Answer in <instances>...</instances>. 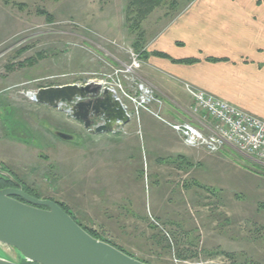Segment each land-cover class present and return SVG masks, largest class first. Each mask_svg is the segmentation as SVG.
I'll return each instance as SVG.
<instances>
[{
  "label": "rangeland",
  "instance_id": "obj_1",
  "mask_svg": "<svg viewBox=\"0 0 264 264\" xmlns=\"http://www.w3.org/2000/svg\"><path fill=\"white\" fill-rule=\"evenodd\" d=\"M193 1L0 0L1 94L10 107L24 111L37 131L56 129L53 126L63 122L69 128L62 132L75 144L81 138L79 131L65 122L72 116L63 108L52 110L37 103L26 92L104 81L113 68L130 63L131 52L142 54L159 30ZM39 53H44V58L34 64L27 62ZM141 69L137 71L140 78ZM129 111L134 115L132 106ZM118 127L122 130L117 134L127 132L125 125ZM28 145L27 156L16 151L13 161L0 162L40 198L65 203L81 224L137 258L151 264H175V252L181 264H264V165L250 156L231 152L222 167L211 173L212 185L195 183L192 174L185 183H181L183 174H166L172 178L167 177L166 182L163 175V185H155L144 170L141 183L129 186L133 197L127 208L139 215L128 216L118 212L119 204L114 203L121 197L114 192L125 185L110 184L108 166L96 161L99 149L86 150L84 158L75 148L51 158L44 144ZM72 164L62 175V166L64 170ZM180 176V185L164 184L174 183V177ZM78 188L92 199L87 213L83 212L84 194L78 197L75 193ZM171 188H177L173 195ZM160 189H168V197L157 202L173 211L158 218L150 210ZM142 205L147 206L148 214L146 210L141 214ZM1 246L9 255L0 248V256L17 262L23 258L13 248Z\"/></svg>",
  "mask_w": 264,
  "mask_h": 264
},
{
  "label": "crops",
  "instance_id": "obj_2",
  "mask_svg": "<svg viewBox=\"0 0 264 264\" xmlns=\"http://www.w3.org/2000/svg\"><path fill=\"white\" fill-rule=\"evenodd\" d=\"M142 50L146 56L142 58L141 78L163 99L160 108L155 106L160 117L142 110L125 125L127 132L118 134L89 131L81 121L70 117L71 121L65 119V122L79 131L81 137L75 144L72 138L64 139L58 134L69 128L63 122L53 126L56 129L37 131L27 122L22 109L7 104L1 94L4 79L0 78V161H13L16 151L27 156L28 144L33 143L44 144L51 158H59L74 148L82 157L86 150L99 149L96 161L101 160L102 165L108 166L110 184L125 185L114 192L121 196L114 203L119 204L118 212L128 216L139 213L132 211V207V212L127 208L132 205L133 197L129 186L141 183L144 170L155 185H163L160 177L166 174L172 177L183 174L185 180L181 183L192 174L195 183L212 185L211 173L222 167L221 162L229 159L231 152L238 150L227 146L217 154H210L203 148L190 147L169 123L190 122L205 133L211 131V121L205 114L192 113L193 99L185 83L264 120V0H194L167 22ZM185 59H196V62H180ZM58 138L61 140L57 141ZM73 165H67L64 170L62 166V175ZM167 177L166 182L172 178ZM181 178L174 177V183L164 184L178 185ZM175 189H170L172 195ZM83 190L78 188L75 193L78 197L84 194L83 212L87 213L93 204ZM155 194L150 211L158 218L165 217L173 210L157 200L168 197V189H160ZM142 207L141 214L145 210L148 214L147 206Z\"/></svg>",
  "mask_w": 264,
  "mask_h": 264
},
{
  "label": "water",
  "instance_id": "obj_3",
  "mask_svg": "<svg viewBox=\"0 0 264 264\" xmlns=\"http://www.w3.org/2000/svg\"><path fill=\"white\" fill-rule=\"evenodd\" d=\"M77 98L80 101L74 103ZM34 99L53 108L66 102L73 118L97 133L113 132L131 121L113 91L102 90L94 81L40 87ZM2 177L15 186L0 189V248L7 253L1 245L11 247L23 258L17 262L0 256V264H151L90 234L57 201L29 194L0 162Z\"/></svg>",
  "mask_w": 264,
  "mask_h": 264
},
{
  "label": "built area",
  "instance_id": "obj_4",
  "mask_svg": "<svg viewBox=\"0 0 264 264\" xmlns=\"http://www.w3.org/2000/svg\"><path fill=\"white\" fill-rule=\"evenodd\" d=\"M142 66L141 53L131 52L129 64H125L122 68H113L109 74L105 75L104 81H95L102 86V90L113 91L115 98L122 102L131 119L135 116L138 117L142 110L160 117L154 107L163 105V99L157 95L155 89L138 76L137 71ZM185 88L193 99L192 113L195 115L205 114L211 121L209 133L203 132L190 122L169 123L186 145L203 148L210 154H217L225 147L232 146L240 153L248 155L264 165L263 119L189 83H185ZM36 91L29 90L26 95L35 100ZM77 101L80 99L77 98L74 103ZM131 106L134 109V115L129 111ZM58 108H63L67 115L72 116V110L66 102H61ZM99 123L101 122H98L97 125ZM118 128L116 127L112 133L116 134L117 131L122 130ZM150 217L157 225L161 226L153 215ZM167 234L173 243L172 237L169 236V233ZM173 257L175 264H181L175 252ZM192 264H206V262H193Z\"/></svg>",
  "mask_w": 264,
  "mask_h": 264
},
{
  "label": "trees",
  "instance_id": "obj_5",
  "mask_svg": "<svg viewBox=\"0 0 264 264\" xmlns=\"http://www.w3.org/2000/svg\"><path fill=\"white\" fill-rule=\"evenodd\" d=\"M153 2V1H155V0H140V2ZM156 1H160V0H156ZM8 2V1H7ZM145 4V3H144ZM23 52H25V50H21V53H23ZM146 53L143 51V53L141 54V56H142V58H144L146 55H145ZM157 55H159V56H166V55H164V54H161V53H157ZM42 58H44V53L43 54H41V53H39L38 55H36V56H34V57H32V58H29L28 60H27V62L29 63V64H34L38 59H42ZM210 60H217V59H212V58H210ZM180 62H184V63H194V62H196V59H185V60H181ZM3 167H4V169L5 170H7V171H9L17 180H19L20 182H21V179L9 168V167H7L5 164H3ZM15 184H14V182L11 180V179H9V178H6V177H2V178H0V189H2V188H5V187H9V186H14ZM24 189L29 193V194H31V195H33V196H36V197H40L39 196V194H37L36 192H34L31 188H29L28 186H26V185H24ZM55 201H57L61 206H62V208H64L67 212H69V213H71L72 214V216L75 218V216L73 215V213L71 212V210H70V208L65 204V203H63V202H61V201H59V200H55ZM76 219V218H75ZM77 220V219H76ZM78 221V220H77ZM79 222V221H78ZM80 223V222H79ZM81 224V223H80ZM88 232H90V234H92L93 236H95V237H97V238H101V239H104V238H102L97 232H95L94 230H91V229H89V228H87V227H85L83 224H81ZM104 240H106V239H104ZM106 241H108V242H110V243H112V244H114V245H116L117 247H119L120 249H123L124 251H126L127 253H129L127 250H125L124 248H122V247H120L117 243H115V242H112V241H110V240H106ZM130 254V253H129ZM130 255H132V254H130ZM146 261V260H145ZM146 262H148V261H146ZM148 263H150V262H148ZM244 264H255V263H252V262H249V261H247V262H245Z\"/></svg>",
  "mask_w": 264,
  "mask_h": 264
},
{
  "label": "flooded vegetation",
  "instance_id": "obj_6",
  "mask_svg": "<svg viewBox=\"0 0 264 264\" xmlns=\"http://www.w3.org/2000/svg\"><path fill=\"white\" fill-rule=\"evenodd\" d=\"M90 130V129H89ZM90 131H92V130H90ZM15 186V185H14ZM24 186V185H23ZM9 187H13V186H9ZM6 188V187H5Z\"/></svg>",
  "mask_w": 264,
  "mask_h": 264
}]
</instances>
